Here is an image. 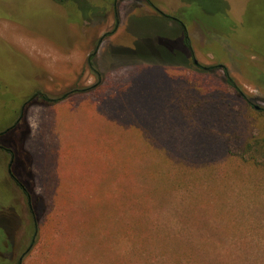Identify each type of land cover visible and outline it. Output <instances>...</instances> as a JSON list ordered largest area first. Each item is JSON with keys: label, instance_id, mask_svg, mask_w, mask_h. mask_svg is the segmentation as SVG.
<instances>
[{"label": "rangeland", "instance_id": "rangeland-1", "mask_svg": "<svg viewBox=\"0 0 264 264\" xmlns=\"http://www.w3.org/2000/svg\"><path fill=\"white\" fill-rule=\"evenodd\" d=\"M83 1L73 21L0 9V129L23 111L0 146L26 189L0 149L3 261L264 264V169L192 150L186 125L230 122L235 153L264 137V0Z\"/></svg>", "mask_w": 264, "mask_h": 264}, {"label": "trees", "instance_id": "trees-1", "mask_svg": "<svg viewBox=\"0 0 264 264\" xmlns=\"http://www.w3.org/2000/svg\"><path fill=\"white\" fill-rule=\"evenodd\" d=\"M9 1L10 0H0V9L4 10L7 14V15L1 16V17H6V18H10V19L12 18V19L18 20L19 22H22L24 24H26L27 19L25 17H27V16L38 17V16L42 15V13L43 14L48 13V15H49V13H52L49 10L50 6L45 3L46 0H29L28 2L30 4L37 3L39 5V9L37 11H34V9L31 10V8H30L26 14H25V9H23V8H18L16 10L12 9L13 11L9 10V8L11 6ZM51 1L53 3L55 1L56 4L60 3L63 6L65 14L62 13V15L66 16L69 21H73L74 18H76L79 15L78 10L82 13H87V11L92 8L91 4H87L83 0L78 1V3H76L74 0H51ZM66 1H68V2H66ZM142 1L146 2L148 5H150L151 7L154 8V4L152 3L151 0H142ZM64 2H66V4ZM48 10H49V12H48ZM218 21L220 23V26H222L224 28L229 26V21L227 20V17H225V16L219 17ZM93 56L94 55H91V57L89 59V64H90V67L93 70H95V65L92 61ZM27 102L28 101L24 102V105ZM193 108H195V105L191 108L192 110H195ZM187 111H188V109H187ZM259 112L264 113V109H261ZM17 114L20 115V114H22V112L19 111V113H17ZM190 114H192V113H190ZM192 118H194V114H192V116L190 117V119H192ZM227 120L225 122H227ZM198 121H201V122H195L194 123V121H193L190 123L187 122L188 124H186L188 126L187 129L190 131V133L195 134L197 131L198 132L200 131L201 135H202L198 138L197 137L196 138H191V137L188 138L192 142V145H193V146L191 145V147H193V148H191L192 150H195L197 147H204V148L210 147V151H211V150H213L214 145L218 144L217 142H221V143L223 142L224 145L227 146V148H228L227 156L230 159L236 160L240 164L250 166V167H254L256 171L264 169V137H261V136L260 137H251L248 141H246L245 139L241 138L240 136H237V140H238L237 142H240V144H242L243 149L240 150L239 152L235 153V152L229 150V147H228L229 142L232 141V137H233L232 135L229 134L233 128V126L230 122H227L225 124L224 134L222 136L218 137L220 131L223 130L219 124H217V126L220 128V131L218 132V130L215 128L216 124H214V123L212 124L213 129L211 131L209 129V127H207L206 124H204V121L203 122H202V120H198ZM11 126H13V125H11ZM11 126H10V124L6 125L4 128L0 129V133L8 130ZM213 131H215L216 136H211ZM223 136H228V137L224 139ZM219 138H220V140H219ZM205 146H207V147H205ZM196 153L198 154L200 152L197 151ZM202 154L203 153L201 152V154H198L197 157L201 158V156H202V158L205 160L206 156L204 158V156ZM190 252H191L192 256L190 254H188L187 258L190 256V258L188 260H192V259L193 260L188 261L185 264H198L199 263L198 262V260H199L198 253L196 251H190ZM219 256L220 255L218 253L217 259H219ZM3 258H4L3 255L0 254V262L3 261ZM184 260L185 259H182L181 261L176 262V264H184L183 263ZM3 263L6 264L5 260L3 261ZM11 264H20V263L19 262L16 263L11 259Z\"/></svg>", "mask_w": 264, "mask_h": 264}, {"label": "flooded vegetation", "instance_id": "flooded-vegetation-1", "mask_svg": "<svg viewBox=\"0 0 264 264\" xmlns=\"http://www.w3.org/2000/svg\"><path fill=\"white\" fill-rule=\"evenodd\" d=\"M169 17V16H168ZM180 24L182 26V29H183V34H185V40H186V44L190 46V42H189V38L187 36V27H186V24L183 22V21H180ZM192 53V52H191ZM193 55V53H192ZM195 63H196V60H195ZM198 64V62L196 63ZM39 95V94H38ZM27 104V103H26ZM24 109V108H23ZM22 114H20L19 118L17 119V121L13 124V126H11L8 130L0 133V136H3L5 134H9L13 131H15V129H17L19 126H20V123L23 119V111H21ZM0 149L3 150L4 152L7 153V155H9V158H10V165H9V170H8V175H9V178L11 179V181L13 183H15L17 185V187L20 189L22 187L23 191L25 192L26 189L24 187V185L15 178V176L12 174V170L10 169L12 167V165L15 164V161H16V157H15V154L13 152L12 149H8V148H4L2 146H0ZM27 194V199H29V205H30V209L33 211V204H34V201H33V197H31L30 194H28V192H26Z\"/></svg>", "mask_w": 264, "mask_h": 264}, {"label": "water", "instance_id": "water-1", "mask_svg": "<svg viewBox=\"0 0 264 264\" xmlns=\"http://www.w3.org/2000/svg\"><path fill=\"white\" fill-rule=\"evenodd\" d=\"M196 63H197V61H196ZM39 96H42V94H39Z\"/></svg>", "mask_w": 264, "mask_h": 264}]
</instances>
